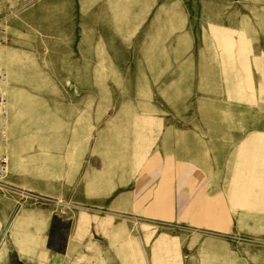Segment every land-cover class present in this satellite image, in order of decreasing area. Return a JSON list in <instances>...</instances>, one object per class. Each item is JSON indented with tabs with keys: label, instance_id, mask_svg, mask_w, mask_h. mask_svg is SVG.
I'll return each mask as SVG.
<instances>
[{
	"label": "rangeland",
	"instance_id": "obj_1",
	"mask_svg": "<svg viewBox=\"0 0 264 264\" xmlns=\"http://www.w3.org/2000/svg\"><path fill=\"white\" fill-rule=\"evenodd\" d=\"M0 96V264H264V0H0Z\"/></svg>",
	"mask_w": 264,
	"mask_h": 264
},
{
	"label": "built area",
	"instance_id": "obj_2",
	"mask_svg": "<svg viewBox=\"0 0 264 264\" xmlns=\"http://www.w3.org/2000/svg\"><path fill=\"white\" fill-rule=\"evenodd\" d=\"M5 99H3L2 96H0V111L5 112ZM7 141V135L6 132L3 130V128L0 126V183L3 182L5 179L8 167H9V157L7 153H5L3 149L4 143Z\"/></svg>",
	"mask_w": 264,
	"mask_h": 264
},
{
	"label": "crops",
	"instance_id": "obj_3",
	"mask_svg": "<svg viewBox=\"0 0 264 264\" xmlns=\"http://www.w3.org/2000/svg\"><path fill=\"white\" fill-rule=\"evenodd\" d=\"M161 160H162V158H161ZM167 160H168V161H171V157H168ZM171 163H172V161H171Z\"/></svg>",
	"mask_w": 264,
	"mask_h": 264
}]
</instances>
